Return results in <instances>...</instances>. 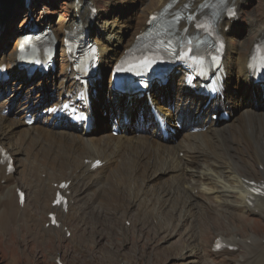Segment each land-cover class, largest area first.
Instances as JSON below:
<instances>
[{
    "label": "bare ground",
    "instance_id": "obj_1",
    "mask_svg": "<svg viewBox=\"0 0 264 264\" xmlns=\"http://www.w3.org/2000/svg\"><path fill=\"white\" fill-rule=\"evenodd\" d=\"M6 1H1L0 8L6 5ZM207 1L209 0H177L167 13H182L183 19L179 20L178 24V28H181L188 12ZM212 1L224 8L231 4L235 7L237 16L250 2V0ZM167 2L168 0H126L120 3V6H123L125 11L128 9L134 12L133 16L126 12L122 18L121 15L106 14L101 19L97 15L92 19L94 22L91 25L89 0H69V11L73 17L71 25L61 28L64 24L61 22L59 32L56 33L54 29L52 32L58 36L74 26L84 29L88 34L96 33L97 30L93 41L98 47L102 67L107 68L120 58L122 50L129 47L137 31L145 29L148 16L163 9ZM184 4L186 6H183ZM255 4L259 14H250L245 32L239 33L241 29L239 20L235 22L225 20L222 19L223 14L220 15L222 21L219 30L226 42L223 62L227 70L225 89L228 98L220 108L229 107L232 112L230 120L222 127L210 118L214 114L212 109L215 103L211 102L204 106V101L191 96L183 89L181 80L174 82L168 95L169 99L165 96L166 99L159 97L157 94L153 97V103L167 117L169 123L180 120L182 123L188 121L195 127L207 126L203 132L193 134L182 130L175 136L163 140L154 126L145 128V125L138 123L131 129L124 126L125 131L114 137L110 131H100L97 124L95 130L87 135L79 129L65 130L63 124L58 126L55 122L49 124V118L40 116H35L36 123L32 127H27L23 119L19 118L20 113L28 111L37 115L38 108L45 102L46 94L51 93L52 87H48L49 84L56 87L50 98L57 102L63 98V92L76 89L77 84L73 80V73L68 72L63 55L64 49L59 51L60 66L63 70L55 79H51V82L31 80L33 83L25 84L22 75L13 73L11 82L0 88L2 90L10 84L4 95L13 92L10 101L0 102V152L5 151L13 160V171L10 173H7L6 165L0 164V225L12 230L6 243L10 242L15 233V228L12 227L20 223H23L21 228L24 230L22 236L25 240L27 236L46 238L47 241L58 235L67 238L68 229L63 221L68 219L67 214L62 209L52 206L58 187L64 182H71L68 189L70 192L68 216L71 211L76 210L77 203H81L79 208L90 209L100 205L99 208L104 207L118 212L125 208L126 204L133 206L137 202H143L144 213H150L152 210L159 215L173 213L172 219L177 223L182 222L181 226L189 222L194 215L203 216L202 211L207 208L229 216L228 218L234 215L243 216L241 220L251 216L264 222V198L253 197L254 187L250 184L252 182L264 184L263 103L260 102L261 98L257 93L255 104H245L247 98H252L245 81V64L256 38L264 33V0H255ZM9 9L0 12V25L2 24L0 33L4 32L3 23L6 18L15 11L14 7ZM3 19L5 20L1 22ZM28 22L29 20L21 28H25L26 25L33 27ZM91 26H94V31L90 29ZM19 34L16 47L8 48L5 51L7 53L0 57V66L5 64L12 66L15 63L17 46L21 38ZM107 92L112 95L109 90ZM109 100L111 103L116 101L114 97ZM7 106L13 107L11 113L2 115ZM130 111L131 108L127 114L129 119ZM145 117L146 115L143 118ZM96 160L106 164L94 171L91 164ZM242 168L247 172L244 169L239 171ZM21 183L33 184L37 202L42 201L40 211L39 207L30 204L28 199L24 205L19 203L17 190L20 189ZM140 183L148 189L152 186V194L137 191ZM55 213L59 215L60 229L50 226L49 215ZM82 214L78 209L79 221ZM237 233V228H232L227 233L213 231L211 234L213 236L208 235L212 239L207 243L203 238L199 240L198 236L194 235L198 242H193L195 244L191 246L185 245L182 251L184 254L180 255L182 264L184 262L193 264V261L200 258V243L204 249L201 254L209 264H219L223 257L229 256H235L230 260L232 264H264V237L258 238L252 234L241 237ZM75 236L71 235L70 242L75 239L78 245H81L86 241L83 235L82 238ZM188 237L192 239L193 235ZM216 241L232 246L236 251L223 250L215 253L213 246ZM115 260L116 258L114 262ZM110 261L112 262L110 264L114 263L112 258ZM121 263L128 264L127 260L123 259L119 261V264Z\"/></svg>",
    "mask_w": 264,
    "mask_h": 264
},
{
    "label": "rangeland",
    "instance_id": "obj_2",
    "mask_svg": "<svg viewBox=\"0 0 264 264\" xmlns=\"http://www.w3.org/2000/svg\"><path fill=\"white\" fill-rule=\"evenodd\" d=\"M124 1L126 0H89L88 5L92 6L96 11L94 18L98 15L99 18L101 17L102 19L106 14H110L111 16L121 15L122 18L126 12L133 16L134 12L128 9L125 11L122 8L123 6H120V3ZM68 5L69 0H7L6 5H2L1 7L3 8L2 11L0 8V12H5V10L11 7H14L15 11L9 18H6L7 20L3 23L5 29L3 33H0V57L7 53L5 51H7L8 48L14 49L16 47L17 35L28 30L25 29L27 25L25 28H21L28 20V23L31 22L33 27H40L39 29H43L48 26L50 30H56V33H58L61 28L71 25L73 17L69 11ZM122 11L125 12L121 13ZM251 13L259 14V9L256 7L255 0H250L248 5L243 8V11L238 16L241 22L239 33L247 30L248 18ZM4 20L5 19L1 22ZM61 22L64 23L62 27L60 26ZM1 25L0 29L2 27ZM90 29L94 31V26H91ZM95 31L97 33V30ZM96 33L92 32V34H90L89 38L91 41H93ZM59 35L58 37H60ZM136 35L137 34L133 36L132 40ZM59 43H61V39H59ZM56 63L57 71L52 76H55L60 70L61 62L59 60V51L56 55ZM105 80L102 82L103 90L107 88ZM174 82L178 81L168 82L161 91H158V95L159 93L162 94H160L159 97L167 96V98H169L168 95L171 93ZM12 94L13 92H9L5 96L3 95V97H1V102L6 103L10 101L12 99ZM255 95L257 96V94ZM255 95L250 99L247 98L245 104H255L257 102ZM104 101L103 99V102ZM242 101H244V98ZM260 102L263 103L262 106L264 110V100ZM136 110L137 108H134L132 113ZM23 115L24 114H21V118ZM134 118H136L135 115H133V119ZM225 124L219 125L222 127ZM129 127L131 128L132 125L130 124ZM243 169L244 168L239 171ZM252 170H254V168H252ZM141 185L140 183L137 187V191L141 193L146 191L148 194H152V186L148 189ZM20 189L26 193L28 202L39 207L40 211L42 201L37 202L33 184L21 183ZM142 204L143 202H137L133 206H127L126 204L125 208L116 212L104 207V209L101 207L99 208L100 205L91 207L90 209L88 207H86L87 209L83 207L79 208L81 203H77L75 206L76 210L71 211L69 216L67 214L68 219H63V221L67 226L66 228L68 229L69 236L73 234L74 236L76 235L75 237L82 238L84 236V238H86V241L81 245H78L75 239H73V242H70L71 236L64 239V235L49 238L48 241L46 238L41 239L32 236H27V240H25L22 236L24 235V230L21 228L23 223L12 227L15 228V233L10 242L6 243V239L11 236L10 233H12V230H9V227L0 225V264H110V258H112L113 262L114 258H116L115 261L118 264L122 259L127 260L128 264H182L180 255L184 254H182V251H184L183 248L186 244L191 246V244L194 245L197 243L198 240H196L195 236H198L199 240L203 238L205 243H207L212 239L211 236L213 235L211 234L213 231L215 233H227L230 229L237 228V235L241 237L250 234L258 238L264 237V222L257 220L255 217L248 216L240 220L243 216L235 217L234 215L232 218H228L229 216L207 208L208 210L205 209L202 211L203 216L194 215L189 222L181 226L182 222L177 223L172 219L173 213L159 215L152 210V212L150 211L151 214H146L144 213ZM78 209L79 213H83L81 221L77 219V217H79ZM121 214L124 216H121ZM176 226L178 227L176 228ZM164 235H167L166 238ZM189 235H193V238L190 239L188 237ZM203 251V245L200 243V258L193 261V264H209L206 258L201 254ZM234 258L235 256L223 257V260L219 259L222 260L219 261V264H232L230 260ZM188 260L189 259H187V261ZM186 263L190 264L184 262V264Z\"/></svg>",
    "mask_w": 264,
    "mask_h": 264
},
{
    "label": "snow or ice",
    "instance_id": "obj_3",
    "mask_svg": "<svg viewBox=\"0 0 264 264\" xmlns=\"http://www.w3.org/2000/svg\"><path fill=\"white\" fill-rule=\"evenodd\" d=\"M198 27H204V26L203 25H198ZM64 107L67 108L68 106L65 105ZM49 111H53V109H49Z\"/></svg>",
    "mask_w": 264,
    "mask_h": 264
}]
</instances>
